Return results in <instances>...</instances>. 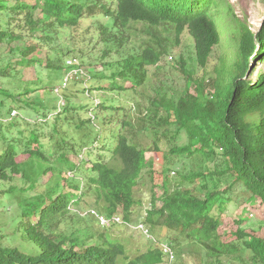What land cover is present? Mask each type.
<instances>
[{"label": "trees", "instance_id": "trees-1", "mask_svg": "<svg viewBox=\"0 0 264 264\" xmlns=\"http://www.w3.org/2000/svg\"><path fill=\"white\" fill-rule=\"evenodd\" d=\"M218 1L0 0V45L9 47L7 55L0 56V78L6 83L0 86V93L3 91L5 96L15 98L12 103L21 101L30 104L21 96L45 87L34 88L32 81H24L19 76L22 70L19 72L17 66H32L41 61L34 53L40 49L44 39L53 37V29L76 28L84 17L97 15L111 18L114 28H118L122 36L133 22L152 26L170 23L178 36L187 30L194 39L198 64L206 67L221 41L219 28L210 15L212 8L218 7ZM227 15L233 16L240 31L233 60L227 64L224 54L219 71L220 80L223 82L226 75L228 83L218 84L210 97L200 89V86L203 87L200 84L197 95L187 88L176 102L166 100L155 103L156 106L162 105L166 111L163 115L156 110L154 117L159 118L157 123H165L169 127L177 125L172 139H181L182 134L187 136V143L172 147L168 154L176 157L177 163L180 160L188 163V159H197V162L194 163L195 171L175 184L169 176L172 169L168 167L167 171L164 170V179L159 185L161 194H157L158 187L153 186L151 208L145 220L151 227H165L178 232L180 237L199 243L207 249L209 256L217 258V264H235L229 261V257L240 250L250 253L251 264H264V237L238 228L233 232L235 239L224 241L220 233V215L233 199L231 194L235 189L243 188L250 193V197H259L264 201V69L258 72L256 80L251 79L252 61L264 62V21L254 32L231 9ZM101 30V40L109 41L106 37L111 35L109 28L101 25ZM163 55V51L149 46L137 55L125 57L118 70L113 72L114 78L122 77L123 82L109 88L137 87L144 80L145 73L142 71L157 64ZM49 59V68L61 69L57 60ZM183 70L189 78V70ZM221 90L222 94L217 95ZM3 105L5 102L2 100L0 109L4 108ZM64 109L69 112L73 107L66 106ZM43 116L46 119L49 117L47 113ZM9 124L10 127L16 125L13 122ZM57 127L54 128L55 133L48 134L52 140L54 134H59ZM132 128L131 122L125 118L122 129L126 132L121 129L115 135L117 141L110 150V156L102 158L99 155L96 160L85 161L89 164L84 169L86 187L81 179L82 183L71 184L75 191L72 193L58 191L57 183L46 193L23 199L19 205V217L25 237L35 243L38 251L28 253L17 246L5 245L0 236V264L165 263V255L159 246H150L130 256L123 243L109 237L92 242V236L83 237L80 230L65 233L58 228L71 213L70 205H80L87 194L93 196L99 212L108 217L121 214L125 221H132L134 208L139 203L135 189L143 172L149 166L151 168L147 150L132 142L126 134ZM18 131L20 135L17 139H8L7 146L0 147V179L4 181L12 180L16 175L25 176L29 159L43 160L47 157L35 130L28 136L22 135L23 130ZM0 133V139L1 136L6 138L2 130ZM73 145L74 155L78 158L77 143ZM154 145V150L161 152L156 138ZM20 152L24 153L26 160H18ZM65 158L64 161L71 164L66 170L75 178L82 170L81 159L71 162L68 156L65 155ZM164 158L169 159V155L164 154ZM173 241L179 242V237H174Z\"/></svg>", "mask_w": 264, "mask_h": 264}, {"label": "rangeland", "instance_id": "rangeland-1", "mask_svg": "<svg viewBox=\"0 0 264 264\" xmlns=\"http://www.w3.org/2000/svg\"><path fill=\"white\" fill-rule=\"evenodd\" d=\"M218 3V7L212 8L210 15L219 28L221 41L206 67L200 66L196 60L195 43L189 31L186 30L178 36L170 23L152 26L144 22H133L122 36L121 31L114 28L113 20L104 15L84 17L76 28L53 29V37L44 39L40 49L34 53L41 61L32 66H17L19 72L22 70L19 76L24 81H32L34 88H45L21 96L22 99L30 101L27 105L21 101L18 104L12 103L15 98L5 96L3 91L0 93V101L5 102L4 108L0 109V130L6 137L1 136L0 147L7 146L8 139H17L20 135L19 129L24 131L22 135L25 136L35 130L47 157L43 160L29 159L23 177L16 175L8 181L0 179V236L5 245L17 246L28 253L38 251L35 243L25 237L19 217L20 203L25 198H35L48 192L57 183L58 191L72 193L75 191L71 184L82 183L81 179L86 187L84 169L89 164H85V161L96 160L99 155L102 158L110 156V150L115 147L117 141L115 135L122 129L125 118L133 125L126 134L132 142L147 150L151 165V168L149 166L143 172L135 189V197L139 203L134 208L131 221L133 225L145 220L151 208L153 186L158 187L157 194H161L159 185L164 179V170L167 171L168 167L172 169L169 176L173 184L195 171L194 163L197 159H188V163L186 160H180L177 163V158L168 154L172 147L187 143V136L182 134L181 139H172L177 125L169 127L165 123L158 124L159 118L154 117L156 110L163 115H166V111L162 105L156 106L155 103L160 104V101L166 100L176 102L187 88L197 95L200 84L203 86H200V89H203L208 97L214 93L222 82L219 71L224 54L228 64L237 52L240 31L238 24L233 21V16L227 15L229 9L254 32L262 26V0H219ZM101 25L109 28L111 35L106 36L109 41L101 40ZM149 46L163 51L164 55L157 64L142 71L145 73L142 83L135 88L110 89L109 87L121 85L124 80L122 77L115 79L113 75L120 63H123L122 60L137 55ZM8 48L6 44L0 45V56L5 57ZM49 58L57 60L61 69L49 68ZM71 61H74V67L79 68L76 71L82 72V75L74 72L73 78L66 81L65 76ZM251 65V79L256 80L258 72L264 69V62L254 60ZM184 68L189 70V78ZM4 82V79L0 78V86L6 84ZM223 82L225 85L228 83L226 75ZM127 84L130 85V82ZM57 88L59 92L56 91ZM223 90L218 91L217 95H221ZM66 106L73 109L65 112ZM11 108L16 110L15 115L11 114L13 111H9ZM44 113L49 115L47 119L43 116ZM10 122L16 124V127H10ZM55 127L59 134H54L55 138L52 140L48 134L55 133ZM122 130L126 132L125 129ZM155 138L161 149L159 153L154 150ZM73 143H77L78 158L74 155L76 151L72 149ZM164 154L169 155V159H165ZM65 155L71 162L81 159L82 170L78 171L75 178L66 170L71 164L64 161ZM26 159L24 153L20 152L18 160ZM231 195L233 199L220 215L222 239H235L233 232L238 228L264 237V201L259 197H250V193L243 188L235 189ZM158 203L161 205V202ZM90 208L97 209L93 196L87 194L83 196L80 205H70L72 214H67L68 218L63 219L58 226L59 230L65 233L80 230L83 237L92 236V242L109 237L113 241L123 243L130 256L155 246V242L148 241L132 226L116 225L104 228L91 216L83 218L82 213ZM149 228L157 241L169 242L174 249L175 258L172 261L167 260L164 264H217V258L209 256L207 249L199 243L180 237L178 232L165 227L149 225ZM174 237H179V242L173 241ZM249 256L248 251L240 250L231 255L229 261L235 264H251Z\"/></svg>", "mask_w": 264, "mask_h": 264}, {"label": "built area", "instance_id": "built-area-1", "mask_svg": "<svg viewBox=\"0 0 264 264\" xmlns=\"http://www.w3.org/2000/svg\"><path fill=\"white\" fill-rule=\"evenodd\" d=\"M77 67H79V66L77 65ZM78 69L79 68L74 67V61H71L69 63V70L65 76L66 81L73 78L74 72H75V74H78L79 76L82 75V74H80L82 72L78 73L76 71ZM58 90H59V88L56 89L57 92H59ZM15 114H16V110H14L12 112V115H15ZM85 214H89L91 216H94L98 220V222L104 227H111L114 224L124 223V221L120 215H114L112 217H108V216L98 212L96 209H91L88 212H86ZM132 227L135 228L136 230H138L146 238L156 241V238L154 237V235L150 231L149 227L144 222H140L137 225L132 226ZM160 247L163 250V252H164V254L168 260L172 261L175 258V252H174V249L172 248L171 245H169L168 243H161Z\"/></svg>", "mask_w": 264, "mask_h": 264}, {"label": "clouds", "instance_id": "clouds-1", "mask_svg": "<svg viewBox=\"0 0 264 264\" xmlns=\"http://www.w3.org/2000/svg\"><path fill=\"white\" fill-rule=\"evenodd\" d=\"M12 114V113H11ZM91 209H95V208H90L89 210H91ZM88 210V211H89ZM97 210V209H96ZM88 211H86V212H88ZM98 211V210H97ZM86 212H84V213H82V216H91V215H89V214H85ZM99 212V211H98ZM101 213V212H100ZM103 214V213H102ZM105 215V214H104ZM115 215H120L121 217H122V219H123V221H124V223H122V224H114V225H112L111 227H113V226H116V225H127V226H135V225H137L138 223H140V222H144L148 227H149V225L150 224H148L147 222H146V220H142V221H139L138 223H136L135 225H133L132 224V222H127V221H125L124 220V218H123V216L121 215V214H115ZM107 216V215H106ZM114 216V215H113ZM91 217H93L94 219H96L94 216H91ZM97 220V219H96ZM98 221V220H97ZM99 223V222H98ZM101 225V224H100ZM102 226V225H101ZM102 227H104V226H102ZM111 227H104V228H111ZM135 229V228H134ZM136 230V229H135ZM138 231V230H137ZM139 232V231H138ZM140 233V232H139ZM141 234V233H140ZM153 234V233H152ZM142 236H144L143 234H141ZM154 235V234H153ZM145 237V236H144ZM155 237V236H154ZM146 238V237H145ZM148 241H152V242H155V246H159L160 247V244L161 243H168L169 245H171L169 242H159V241H154V240H151V239H148V238H146ZM161 248V247H160ZM162 250V249H161ZM163 251V250H162ZM164 253V252H163ZM165 255V254H164ZM168 259H167V257L165 256V262L167 261Z\"/></svg>", "mask_w": 264, "mask_h": 264}, {"label": "water", "instance_id": "water-1", "mask_svg": "<svg viewBox=\"0 0 264 264\" xmlns=\"http://www.w3.org/2000/svg\"><path fill=\"white\" fill-rule=\"evenodd\" d=\"M262 24H263V22H262Z\"/></svg>", "mask_w": 264, "mask_h": 264}, {"label": "bare ground", "instance_id": "bare-ground-1", "mask_svg": "<svg viewBox=\"0 0 264 264\" xmlns=\"http://www.w3.org/2000/svg\"><path fill=\"white\" fill-rule=\"evenodd\" d=\"M150 229V228H149Z\"/></svg>", "mask_w": 264, "mask_h": 264}]
</instances>
